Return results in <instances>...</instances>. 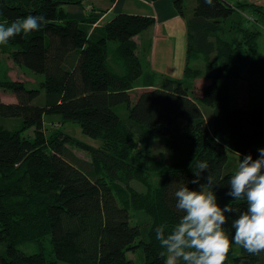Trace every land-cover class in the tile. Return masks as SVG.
Here are the masks:
<instances>
[{"label":"trees","instance_id":"obj_1","mask_svg":"<svg viewBox=\"0 0 264 264\" xmlns=\"http://www.w3.org/2000/svg\"><path fill=\"white\" fill-rule=\"evenodd\" d=\"M83 1L0 0V23L29 14L47 20L39 30L0 45V52L8 53L16 65L45 77L38 89L23 81H0V264H131L129 253L137 251L142 264H163L154 227L164 223L170 231L177 222V184L172 182L188 183L199 160H207L219 184L225 185L219 190L221 203L231 201L238 211L246 206L226 195L227 183L240 158H256L264 147V87L262 104L254 107L234 106L233 87L242 78L244 50L258 47L264 9L244 2L196 0L188 19L186 76L175 80L150 70L134 40L156 24L154 16L120 13L90 34L88 25L97 20L91 12L80 22L64 9ZM185 2L175 1L182 16ZM112 42L116 46L110 51ZM111 53L122 67L119 72L111 67ZM193 56H202L204 66H192ZM249 70L264 80V57H251ZM199 78L210 83L194 98L190 82ZM137 85L144 90L133 100ZM2 90L16 101H4ZM201 104L211 108L210 125ZM122 106L125 113L119 111ZM53 114L62 116V124H79L102 147L60 129L46 137L45 116ZM15 118L22 119L19 127L5 125ZM31 129L35 137L26 138ZM158 136L164 137L167 155L147 167L161 172L160 184L138 195L124 187L120 173L145 166L141 158V163L133 158L137 144L146 148ZM72 147L89 153L91 161L76 156ZM136 209L148 219L133 223ZM45 239L52 258L20 249ZM224 264H264V252L242 248L236 256L234 246Z\"/></svg>","mask_w":264,"mask_h":264},{"label":"clouds","instance_id":"obj_2","mask_svg":"<svg viewBox=\"0 0 264 264\" xmlns=\"http://www.w3.org/2000/svg\"><path fill=\"white\" fill-rule=\"evenodd\" d=\"M46 22L44 15L29 14L7 25L0 23V45L39 30ZM258 153L256 158L251 154L240 158L228 178L226 195L245 201L242 211L231 201L221 203L219 190L225 185L219 184L207 160L196 162L188 183L172 182L177 184L173 195L178 220L170 231L164 223L154 227L163 264H224L236 245L249 253L264 252V147ZM229 221L231 231L227 230Z\"/></svg>","mask_w":264,"mask_h":264},{"label":"rangeland","instance_id":"obj_3","mask_svg":"<svg viewBox=\"0 0 264 264\" xmlns=\"http://www.w3.org/2000/svg\"><path fill=\"white\" fill-rule=\"evenodd\" d=\"M190 0H188L189 2ZM92 0L86 2L88 6L92 5ZM99 5H106V3H111L110 0L107 2H100L97 1ZM196 3V0H195ZM86 5V6H87ZM194 5V4H193ZM264 9V2L259 4ZM83 9V6H79L78 8ZM191 8L188 9V12L190 13ZM194 8L192 9V11ZM193 13V12H192ZM264 26V25H262ZM258 27L260 31L259 35V43L256 51L253 50H244V63L241 65V75L242 78L241 80H238L234 83L233 87V105L237 107H254V106H259L262 104V90L264 87V80L256 78L252 76L250 70H249V65H250V59L251 57L253 59L259 58L261 59L264 57V27ZM151 29V28H150ZM149 31V30H148ZM148 31L143 32L144 36V41L147 39V34ZM169 33V31H168ZM254 37V36H253ZM171 38V39H170ZM167 42L168 45L175 44L174 50L172 53V56L174 57V60L172 61V66H166L167 69L163 70L162 74H159L160 76L163 77H169L173 78L175 80H178V75L180 74L181 67L180 65L182 64V60L185 58V54H187L188 51V44L183 45V37H170ZM143 39V38H142ZM142 43H139V53L144 55V57L147 58L150 56V47L151 46H145L146 49H144V46L141 45ZM116 46V43L112 42L110 43V51L114 49ZM3 48V47H2ZM149 49V51H147ZM147 51V54H146ZM1 53V61H0V81L4 80H15V81H23L27 84V87L30 89H38L42 86V82L45 80V77L42 75H38L30 71L29 69L18 66L16 65L9 57L8 53L6 52H0ZM114 53V52H113ZM111 53L110 54V64L113 70L116 72L121 71V65L118 63L117 57L115 54ZM247 53V54H246ZM246 54V55H245ZM147 55V56H146ZM170 55V54H169ZM193 61L191 62V65L196 67V68H201L204 66L205 59L202 56H193ZM187 61V59H186ZM190 63V62H189ZM149 64V62H148ZM150 67V66H149ZM151 70V68H150ZM186 73V69H185ZM186 74H184L185 78ZM190 82V81H189ZM142 83V81H141ZM140 84V83H139ZM207 81L204 78H199L195 79L194 81L190 82V93L191 96L194 98H199L200 95L202 94L203 88L206 86ZM141 85V84H140ZM140 85H137V87L133 90L132 92V97L133 100H136L138 95L144 90L143 87ZM44 94V93H43ZM1 96L2 99L6 102H13L16 101L15 96L9 92L2 90L1 91ZM202 109L204 112H206L207 115V120L210 125L211 123V108L208 106L201 104ZM119 111L121 113H125L126 109L122 106L119 108ZM11 121H8L5 125L11 128L16 129L19 127V124L22 123V119L20 118H15V119H9ZM62 116L53 114V115H46L45 116V127H44V132L45 136L49 137L53 130L55 129H60L65 133H68L69 135L77 138L80 141H83L91 146L94 147H102V142L99 139L92 138L90 136H87L84 132L82 127L79 124L73 123V122H66L62 124ZM36 134L35 129H31L27 132L24 133V136L26 138H34ZM147 149V150H146ZM72 151L76 156L79 158L86 160L88 162L91 161V155L87 152H84L76 147H72ZM135 154L133 158L136 156L138 157L139 161L138 163H141L142 160L145 161L147 164L145 166H137V167H132L126 168L125 171L123 169V173L121 174L120 182L124 185L126 189L129 191H135L137 192L138 195H147L148 192L150 191V186L151 187H158L160 184V171H154L150 170V164L149 162H153V160L156 159H162L166 157V147H165V140L164 137L158 136L154 141H152L149 146L145 148V146L141 145L140 143L137 144V148L135 149ZM142 160H141V159ZM137 159V160H138ZM134 164V163H133ZM150 165L147 167V165ZM153 173L155 174L154 177ZM139 198V197H137ZM138 201L140 199H137ZM137 201V204L139 203ZM141 202V200H140ZM148 219V217L144 214V212H140L139 210H134L132 212V221L133 223L141 222ZM20 249L28 254L32 253H38V252H43L47 257L52 258L53 253H52V247L50 244L49 239H45L41 242H29L27 244L21 245ZM242 253V247L239 245L235 246V255L238 256ZM129 258L131 260V264H142V258L143 255L140 251L134 252V253H129Z\"/></svg>","mask_w":264,"mask_h":264},{"label":"crops","instance_id":"obj_4","mask_svg":"<svg viewBox=\"0 0 264 264\" xmlns=\"http://www.w3.org/2000/svg\"><path fill=\"white\" fill-rule=\"evenodd\" d=\"M90 0H84L79 6H83V9L76 4L64 5V9L68 14V17L73 20L82 22L91 15L96 17L95 23L88 25L89 33L93 34L94 31L101 29L108 21L112 20L116 15L120 13L128 14H142L148 16H154L156 18V24L149 28L147 34V40L144 41V36L141 33L136 36L134 40L137 44L142 43L144 46H151L150 56H148L149 66L155 73L162 74L163 70L167 69L166 66H172L174 57L172 56L173 48L175 44L173 42L168 45L167 40L170 37H183V45L188 44L189 27L188 19L192 16V9L195 7V0H186L185 2V15L182 16L175 7L176 0H158L155 2L149 0H110L111 3L106 5H99L97 1L107 2L108 0H92V5L88 6L86 2ZM230 4L234 5L238 2H244L251 5H259L264 0H227ZM194 4V5H193ZM87 5V6H86ZM191 8L188 12V9ZM93 10V11H92ZM169 31V33H168ZM143 38V39H142ZM171 39V38H170ZM146 51V54H147ZM170 54V55H169ZM142 55V54H141ZM182 60L181 72L178 75V80L183 79L185 69L187 66V54ZM144 56V55H143ZM147 56V55H146ZM208 85L210 80H207Z\"/></svg>","mask_w":264,"mask_h":264}]
</instances>
